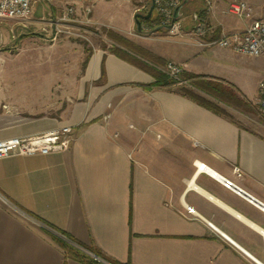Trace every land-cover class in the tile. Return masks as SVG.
Returning <instances> with one entry per match:
<instances>
[{
  "label": "crops",
  "instance_id": "crops-1",
  "mask_svg": "<svg viewBox=\"0 0 264 264\" xmlns=\"http://www.w3.org/2000/svg\"><path fill=\"white\" fill-rule=\"evenodd\" d=\"M42 1L36 11L33 0L22 22L32 31L19 37L15 59L14 50H0V140L62 125L73 128V140L67 151L0 159V264H84L48 231L66 232L121 263L264 264V121L238 124L230 110L248 106H230L187 80L230 84L240 100L255 104L264 58L198 42L264 19V0H242L251 19L229 12L234 0L211 6L201 0L176 36L167 29L144 35L147 23L138 30L136 0ZM193 1H182L180 21ZM69 8V20L61 21ZM203 20L211 31L199 38L192 31ZM57 25L102 28L95 33L105 43L76 48L71 35L56 34ZM108 31L138 46L129 52L160 70L169 61L181 64L179 85L218 102L228 116L167 88L148 89L153 76L110 52L115 41ZM195 162L233 181L242 196L197 173Z\"/></svg>",
  "mask_w": 264,
  "mask_h": 264
},
{
  "label": "built area",
  "instance_id": "built-area-1",
  "mask_svg": "<svg viewBox=\"0 0 264 264\" xmlns=\"http://www.w3.org/2000/svg\"><path fill=\"white\" fill-rule=\"evenodd\" d=\"M183 0H154L155 14L159 26H168L167 31L170 35L176 36L182 33L183 25L179 19L173 21L175 9ZM208 6H211V0H205ZM33 0H0V21H19L24 22L32 15ZM147 5H142L138 11H142ZM73 8H69L61 21L69 20L73 13ZM87 13L91 12L90 8L86 9ZM229 12L241 19L252 18V8L247 2L234 0L229 6ZM211 31V28L203 20L193 28V33L200 37H205ZM56 34L67 33L73 35L72 31H65L58 25ZM201 46H215L219 48H230L234 52L250 57L264 58V19H254L243 32H232L224 34L219 38L208 42L199 41ZM171 79L181 84L183 81V67L181 64L169 61L161 68ZM258 112L264 116V79L259 83L258 97L255 101ZM73 128L69 125H62L48 132L26 137H13L0 140V159L10 156H34L48 155L51 153L67 151L73 140ZM197 173L206 172L217 178L222 184L242 196V190L237 187L233 181L217 176L212 173L210 168L200 162H195ZM234 174L238 178L243 177L239 167L233 168ZM252 201V200H251ZM260 208L264 211V205ZM90 255L97 261L102 262L101 258L95 254Z\"/></svg>",
  "mask_w": 264,
  "mask_h": 264
},
{
  "label": "trees",
  "instance_id": "trees-1",
  "mask_svg": "<svg viewBox=\"0 0 264 264\" xmlns=\"http://www.w3.org/2000/svg\"><path fill=\"white\" fill-rule=\"evenodd\" d=\"M150 3V0H149ZM150 8V5L148 6L147 11L145 14L148 13ZM140 14H143L140 13ZM144 15V14H143ZM137 21L141 24L147 23L152 24L150 30H142V32H151L156 28L158 25L157 17L155 14V11L153 12V15L151 19H144V18H138ZM108 36L114 40V44H112L109 48V51L114 53L116 56L129 61L140 68H143L144 70L148 71L154 78V82L147 86L148 89H151L153 87H164L171 91H175L177 93L182 94L183 96H186L199 105L211 110L212 112L221 115V116H228L227 111L222 108L218 102H215L213 100H209L202 95L195 92L192 88H189L185 85H179L175 80L171 79L167 74H165L163 71L158 69L157 66L151 65L136 56L132 55L129 51L130 50H140V48L136 45H134L132 42H130L128 39L124 38L123 36L114 33L112 31H108ZM88 52L89 49H86ZM89 59V55L86 57V60L84 62V65L87 63ZM188 85H191V87L197 88L205 93H208L212 97H214L216 100L222 101L230 106H248L249 103H245L243 100H240L237 96V93L234 89V87L230 84L223 85V83L219 81L209 80L207 78L198 77V76H189L187 78ZM232 100H236L235 103H232ZM49 235L58 243V245L66 252V254L84 264H105L103 262H99L95 260L91 255H89L87 252H91L104 260L105 262L109 264H131L130 262L127 263H121L118 262L110 257H108L106 254H104L101 250L94 246H84L78 241H76L74 238H72L69 234L66 232H58L54 233L51 231H48Z\"/></svg>",
  "mask_w": 264,
  "mask_h": 264
},
{
  "label": "rangeland",
  "instance_id": "rangeland-1",
  "mask_svg": "<svg viewBox=\"0 0 264 264\" xmlns=\"http://www.w3.org/2000/svg\"><path fill=\"white\" fill-rule=\"evenodd\" d=\"M201 0H194L192 3L188 4L186 8L184 9V16L181 18V22L185 25L188 21L189 13L192 9H198ZM148 1L143 0L141 3L136 0L137 7L140 8L142 5H147ZM42 0H36V3L34 4V8L36 11H40L43 5ZM148 6L144 8L141 12L145 14L147 11ZM22 22L19 21H0V50H14L12 53H10V61H13L15 59V50H17V47L19 45V37H23V32H31V29H26L23 27ZM89 28H92V32L85 31L82 29H74L72 32L73 35L69 36V40L72 43V46L78 47H84L87 46L90 49H92L95 46H101L105 41L99 37L95 32H98L101 34L102 28H99L98 30L95 29V26L89 25ZM88 27V26H87ZM148 28V27H147ZM151 27H149L150 29ZM31 35V33L29 34ZM28 35V36H29ZM144 35H149L150 32H145ZM109 41V40H108ZM109 44V43H108ZM76 50V49H75ZM230 114L232 115V119L236 121L238 124L253 128L259 121H264L263 116L260 115V113L257 110L256 105L248 107L247 112H240L237 110H230ZM230 115V116H231ZM89 255L91 252H87ZM93 254V253H91ZM102 260V259H101ZM103 263L109 264L102 260Z\"/></svg>",
  "mask_w": 264,
  "mask_h": 264
},
{
  "label": "water",
  "instance_id": "water-1",
  "mask_svg": "<svg viewBox=\"0 0 264 264\" xmlns=\"http://www.w3.org/2000/svg\"><path fill=\"white\" fill-rule=\"evenodd\" d=\"M184 3L182 2L176 9L174 12V16H173V21L177 20L178 18H180L181 15V9L183 7ZM155 9V3L154 0H150V8L147 14H137L136 18H144V19H151L153 12ZM137 28L138 30H141V24L137 21ZM168 26H157L156 28H154V31H158L161 29H167Z\"/></svg>",
  "mask_w": 264,
  "mask_h": 264
},
{
  "label": "bare ground",
  "instance_id": "bare-ground-1",
  "mask_svg": "<svg viewBox=\"0 0 264 264\" xmlns=\"http://www.w3.org/2000/svg\"><path fill=\"white\" fill-rule=\"evenodd\" d=\"M212 172V171H211ZM213 173V172H212ZM193 186H195V185H193Z\"/></svg>",
  "mask_w": 264,
  "mask_h": 264
}]
</instances>
